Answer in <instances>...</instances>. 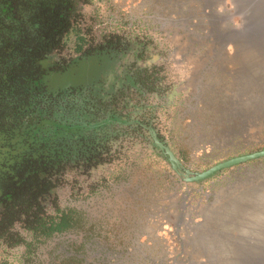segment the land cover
Wrapping results in <instances>:
<instances>
[{"label":"rangeland","instance_id":"obj_1","mask_svg":"<svg viewBox=\"0 0 264 264\" xmlns=\"http://www.w3.org/2000/svg\"><path fill=\"white\" fill-rule=\"evenodd\" d=\"M70 1L71 24L83 33L90 28L89 38L95 39L96 47L104 43L105 36L118 37L120 43L116 44L114 38L108 50L75 55L74 35L70 34L63 40L67 50L60 58L63 62L73 59L70 63L61 68L55 53L40 62L48 90L55 93L90 88L112 94L132 87L135 92L133 74L162 75L167 93L152 102L165 108L154 112L149 130L154 143L157 140L168 147L183 166L178 168L179 174L173 171L168 157L155 144L157 149L147 158L128 166L118 163L106 167L109 182L99 187L95 196L89 198L84 191L72 198L63 192L59 198L61 208L77 207L86 212L91 231L67 233L48 243H37L30 250L20 246L9 253L0 252V264H102L107 260L106 251L101 245L94 249L88 244L97 238L114 245L113 241L122 239L123 231L130 228L123 222L132 214L139 223L131 233L141 242L142 254L148 260L157 259L162 247L164 252L172 251L178 243L172 223H161V213L168 211L166 205L172 198L187 203L190 216L185 218L195 224L201 220V211L215 205L219 197L237 188H264V158L234 166L204 181H182V169L199 173L264 149V87L249 92L240 88L237 76L244 64L233 55L236 47L225 44L233 35L230 32L242 30L241 16L235 15L230 0ZM211 2L215 11L209 10ZM263 32L252 22L244 35L256 38ZM258 60V67H264V55ZM185 187L190 188L189 192H184ZM255 206L262 214L261 197ZM146 230L154 233L147 234ZM262 239L259 234L254 251L249 248L253 264H264Z\"/></svg>","mask_w":264,"mask_h":264},{"label":"trees","instance_id":"obj_2","mask_svg":"<svg viewBox=\"0 0 264 264\" xmlns=\"http://www.w3.org/2000/svg\"><path fill=\"white\" fill-rule=\"evenodd\" d=\"M72 8L70 0H0V242L9 247L91 231L86 212L61 208L60 194L93 197L109 182L106 167L157 149L149 127L165 108L152 102L167 93L162 75L133 74L135 92L48 90L40 62L55 53L61 68L70 63L61 60L70 34L75 55L120 43L111 35L96 47L90 28L71 24Z\"/></svg>","mask_w":264,"mask_h":264},{"label":"water","instance_id":"obj_3","mask_svg":"<svg viewBox=\"0 0 264 264\" xmlns=\"http://www.w3.org/2000/svg\"><path fill=\"white\" fill-rule=\"evenodd\" d=\"M230 2L235 15L241 16L242 30L230 32L233 35L225 44L231 43L236 47L233 55H236L237 61L242 62L241 65L244 64L243 69L242 66L239 67L242 71L237 76V82L239 81L238 84L240 83L242 90L249 92L254 87H264V67H258L260 63L258 56L264 55V32L261 36L251 37V39L245 37L244 31L251 26L252 22L264 30V0H230ZM250 4L253 7H250ZM209 10L215 11L213 2L210 3ZM215 21L217 20L215 19ZM215 28L217 29V27ZM250 65H252V70ZM155 144L168 157L172 169L177 171L180 166L179 160L168 147L157 140H155ZM262 158H264V149L225 160L199 173L185 170L184 178L188 182L204 181L221 171ZM260 197L264 204V188L253 186L237 188L231 193L223 195L215 205L204 210L205 214L202 222L197 226L194 242L221 246L220 249L225 250L222 253L223 263L218 264H253L251 260L254 257L249 255V250L254 251L253 248H255L254 245L259 234L263 236L262 243L264 245V210L262 214H259L255 206V202L259 201ZM214 259L215 256L211 257V260Z\"/></svg>","mask_w":264,"mask_h":264},{"label":"flooded vegetation","instance_id":"obj_4","mask_svg":"<svg viewBox=\"0 0 264 264\" xmlns=\"http://www.w3.org/2000/svg\"><path fill=\"white\" fill-rule=\"evenodd\" d=\"M183 166L180 164L179 167ZM185 171V169H182ZM187 170V169H186ZM174 171V170H173ZM179 174V170L175 171ZM184 174V173H183ZM183 182H186L185 178L182 179ZM192 183V182H190ZM189 187H185L184 192H189ZM222 197V196H221ZM219 197V198H221ZM171 198V197H170ZM184 198H186L184 196ZM173 199V200H172ZM166 205L165 213H161L163 215L162 224L172 223L174 228V234L178 239V243L174 245L172 251L166 250L164 252L163 247L160 249L161 254L160 256L155 259L151 258L148 260V256L146 254H142V250H140V246L142 245L139 240L135 239V234H132L133 227H135V223H139L136 221L135 215H129L124 220L127 221L126 223L123 222L124 226H128L130 228L127 229L126 232L123 231L124 237L122 239L113 241L114 245H109L108 242L106 243L98 241L97 238L91 240L88 244L91 248L95 249V245L97 247L99 245L102 246L104 249L107 260L102 264H218L223 263L222 261V253L223 249H220L221 246L219 245H209L204 243H195L194 236L197 232V226L203 220V216L205 214L204 210L200 213V221L198 223L193 224L192 221L186 219L185 217L190 216L188 214V207L186 202H179L176 197L172 198ZM183 199V198H182ZM160 214V213H159ZM133 216V217H132ZM189 221V223H186ZM134 223V224H133ZM141 230L142 227L138 226ZM140 230H138L140 232ZM143 230V229H142ZM147 234H152L154 231H145ZM138 235V234H137ZM144 235V234H143ZM120 234L117 236L119 237ZM134 237V238H133ZM138 241V242H137ZM120 242V243H119ZM0 252L6 251L7 253L17 250L18 247L22 245H16L13 247H9L7 245L2 244L0 242ZM223 247V246H222ZM137 248L136 253H134V249ZM99 249V248H97ZM257 251V250H256ZM103 252V250H102ZM230 252V250H228ZM214 260H211V257H214Z\"/></svg>","mask_w":264,"mask_h":264},{"label":"bare ground","instance_id":"obj_5","mask_svg":"<svg viewBox=\"0 0 264 264\" xmlns=\"http://www.w3.org/2000/svg\"><path fill=\"white\" fill-rule=\"evenodd\" d=\"M263 87V86H262ZM258 106H260V103H258Z\"/></svg>","mask_w":264,"mask_h":264}]
</instances>
